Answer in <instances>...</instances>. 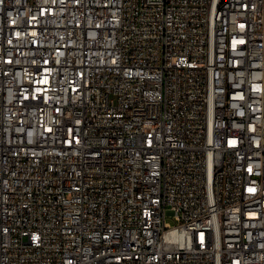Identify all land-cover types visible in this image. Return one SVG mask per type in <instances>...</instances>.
<instances>
[{"label": "built area", "instance_id": "1", "mask_svg": "<svg viewBox=\"0 0 264 264\" xmlns=\"http://www.w3.org/2000/svg\"><path fill=\"white\" fill-rule=\"evenodd\" d=\"M0 264H264V0H0Z\"/></svg>", "mask_w": 264, "mask_h": 264}, {"label": "rangeland", "instance_id": "2", "mask_svg": "<svg viewBox=\"0 0 264 264\" xmlns=\"http://www.w3.org/2000/svg\"><path fill=\"white\" fill-rule=\"evenodd\" d=\"M168 224H170L171 226H175L177 225V221L174 217H168V220H167Z\"/></svg>", "mask_w": 264, "mask_h": 264}]
</instances>
